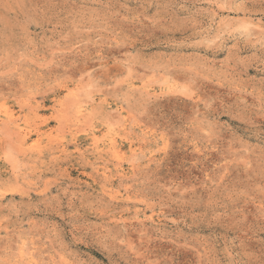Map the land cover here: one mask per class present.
I'll use <instances>...</instances> for the list:
<instances>
[{
  "label": "rangeland",
  "instance_id": "1",
  "mask_svg": "<svg viewBox=\"0 0 264 264\" xmlns=\"http://www.w3.org/2000/svg\"><path fill=\"white\" fill-rule=\"evenodd\" d=\"M0 264H264V0H0Z\"/></svg>",
  "mask_w": 264,
  "mask_h": 264
},
{
  "label": "bare ground",
  "instance_id": "2",
  "mask_svg": "<svg viewBox=\"0 0 264 264\" xmlns=\"http://www.w3.org/2000/svg\"><path fill=\"white\" fill-rule=\"evenodd\" d=\"M121 108V107H120ZM62 110V109H61ZM118 111V110H117ZM120 115V114H119ZM121 116V115H120ZM118 148V147H117ZM118 152V151H117ZM116 153V152H115ZM118 154V153H117ZM131 167V166H130ZM132 169V168H131ZM118 172V171H117Z\"/></svg>",
  "mask_w": 264,
  "mask_h": 264
}]
</instances>
